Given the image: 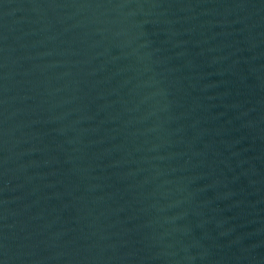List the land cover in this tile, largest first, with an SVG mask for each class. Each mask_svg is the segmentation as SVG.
<instances>
[{
	"label": "water",
	"instance_id": "water-1",
	"mask_svg": "<svg viewBox=\"0 0 264 264\" xmlns=\"http://www.w3.org/2000/svg\"><path fill=\"white\" fill-rule=\"evenodd\" d=\"M0 264H264V0H0Z\"/></svg>",
	"mask_w": 264,
	"mask_h": 264
}]
</instances>
